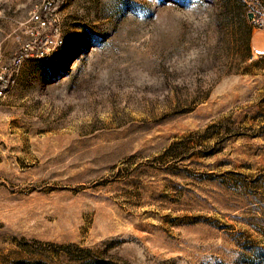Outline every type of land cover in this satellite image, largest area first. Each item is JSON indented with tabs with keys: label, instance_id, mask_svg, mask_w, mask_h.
<instances>
[{
	"label": "rangeland",
	"instance_id": "rangeland-1",
	"mask_svg": "<svg viewBox=\"0 0 264 264\" xmlns=\"http://www.w3.org/2000/svg\"><path fill=\"white\" fill-rule=\"evenodd\" d=\"M54 1L0 0V264H264V0Z\"/></svg>",
	"mask_w": 264,
	"mask_h": 264
},
{
	"label": "built area",
	"instance_id": "built-area-1",
	"mask_svg": "<svg viewBox=\"0 0 264 264\" xmlns=\"http://www.w3.org/2000/svg\"><path fill=\"white\" fill-rule=\"evenodd\" d=\"M54 5H55L54 0H43L42 9L44 11H51L52 8L54 7ZM32 21H35L39 24H42L43 26H46V24H47V20H45L40 15L39 12L33 13ZM249 25H250L252 35L264 31V15L253 12L252 18L249 19ZM58 42L59 41H57V39L54 37L45 36L44 41L42 43L43 44L42 47L44 48L45 46H47V47L48 46H56L58 44ZM26 51L29 52V50H26ZM42 52H44V50ZM6 90L0 89V97H2V95L6 92Z\"/></svg>",
	"mask_w": 264,
	"mask_h": 264
},
{
	"label": "crops",
	"instance_id": "crops-1",
	"mask_svg": "<svg viewBox=\"0 0 264 264\" xmlns=\"http://www.w3.org/2000/svg\"><path fill=\"white\" fill-rule=\"evenodd\" d=\"M252 48L258 54L264 55V31L253 35Z\"/></svg>",
	"mask_w": 264,
	"mask_h": 264
},
{
	"label": "trees",
	"instance_id": "trees-1",
	"mask_svg": "<svg viewBox=\"0 0 264 264\" xmlns=\"http://www.w3.org/2000/svg\"><path fill=\"white\" fill-rule=\"evenodd\" d=\"M10 85V80H7L4 84H0V89L6 90Z\"/></svg>",
	"mask_w": 264,
	"mask_h": 264
},
{
	"label": "water",
	"instance_id": "water-1",
	"mask_svg": "<svg viewBox=\"0 0 264 264\" xmlns=\"http://www.w3.org/2000/svg\"><path fill=\"white\" fill-rule=\"evenodd\" d=\"M251 18H252V14L249 15V19H251Z\"/></svg>",
	"mask_w": 264,
	"mask_h": 264
}]
</instances>
